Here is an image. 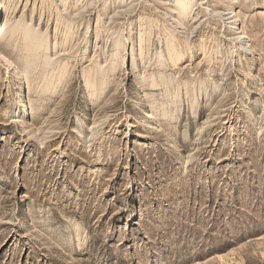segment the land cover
<instances>
[{
	"label": "rangeland",
	"instance_id": "1",
	"mask_svg": "<svg viewBox=\"0 0 264 264\" xmlns=\"http://www.w3.org/2000/svg\"><path fill=\"white\" fill-rule=\"evenodd\" d=\"M177 1L0 0V264H264V0Z\"/></svg>",
	"mask_w": 264,
	"mask_h": 264
},
{
	"label": "bare ground",
	"instance_id": "2",
	"mask_svg": "<svg viewBox=\"0 0 264 264\" xmlns=\"http://www.w3.org/2000/svg\"><path fill=\"white\" fill-rule=\"evenodd\" d=\"M184 2H185V0H178L177 1V3H176V5H175V8L177 9V10H179V11H181V12H183V11H185L186 10V7L184 6ZM187 6H188V4H187ZM0 11H1V9H0ZM232 19L233 18H227V20L229 21L228 22V24L231 26V29L232 30H236V34L234 35L235 36V45H239L240 46V48L242 47V41L245 39V37L242 35V33L241 32H239L238 30V28L236 27V23H237V21L234 19L233 21H232ZM231 30V31H232ZM3 33V32H2ZM2 33H0V37H2ZM27 40V38H25L24 39V41H26ZM34 40V39H33ZM25 43V42H24ZM27 48H28V50L29 49H31L32 51H36V52H38V51H40L41 49H40V43H39V45H38V42L37 41H27V43H26V45H25ZM36 46V47H35ZM41 47H42V45H41ZM28 50H27V52H28ZM173 53V52H172ZM171 53V54H172ZM37 54V53H36ZM179 54V53H178ZM26 55H28V54H26ZM30 56V55H29ZM33 57V56H32ZM179 55H175V54H172L171 55V57H170V60L173 62H175V61H178V59H179ZM31 58V57H30ZM180 60V59H179ZM170 61V62H171ZM45 87H46V85H45ZM150 104V103H149ZM220 255H217L216 257H219ZM220 258V257H219Z\"/></svg>",
	"mask_w": 264,
	"mask_h": 264
}]
</instances>
